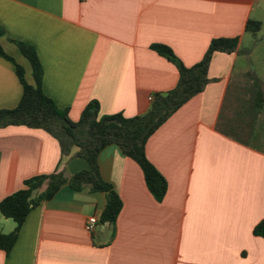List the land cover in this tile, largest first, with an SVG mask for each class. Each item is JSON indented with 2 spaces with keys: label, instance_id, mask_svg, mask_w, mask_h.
Returning a JSON list of instances; mask_svg holds the SVG:
<instances>
[{
  "label": "crops",
  "instance_id": "obj_1",
  "mask_svg": "<svg viewBox=\"0 0 264 264\" xmlns=\"http://www.w3.org/2000/svg\"><path fill=\"white\" fill-rule=\"evenodd\" d=\"M263 2L0 0L1 46L29 85H35L32 68L15 43L36 49L43 92L72 121L91 101L100 104L101 116L133 118L179 81L176 66L152 45L169 46L187 67L203 59L213 39L239 38L245 49L255 36L246 31L249 20L264 29ZM256 47L249 55L215 54L205 90L147 143L148 159L168 182L161 202L139 165L110 145L98 161L103 180L123 202L115 226L100 223L105 194L64 186L29 214L10 254L0 250V264H264V239L253 234L264 219V134L258 129L264 112L256 124L260 147L224 132L238 128L235 108L251 97L244 75L254 71L264 89V69L253 66ZM22 94L15 65L0 57V110L15 109ZM77 152L63 157L59 142L41 129L1 128L0 202L33 177L88 170L86 160L73 157ZM91 216L99 217L94 234L85 229ZM15 228L0 214L2 233Z\"/></svg>",
  "mask_w": 264,
  "mask_h": 264
},
{
  "label": "trees",
  "instance_id": "obj_2",
  "mask_svg": "<svg viewBox=\"0 0 264 264\" xmlns=\"http://www.w3.org/2000/svg\"><path fill=\"white\" fill-rule=\"evenodd\" d=\"M261 27L260 22L249 20L246 31L256 35ZM4 34L0 25V57L15 65L23 85V94L15 109L0 110V129L9 126L41 129L59 142L63 157L70 156L73 149L77 148L78 152L73 157L82 158L89 164L88 170L71 177H66V172L61 171L28 179L19 191L0 202L1 215L16 223V228L11 233L0 231V250L7 255L15 246L29 214L42 202L51 201L64 186H69L76 192L89 190L105 194L107 205L100 216V223L115 226L123 202L113 186L103 180L98 161L101 152L110 145L119 146L125 156L139 165L147 188L161 202L168 192V182L148 159L147 143L186 103L205 90L210 83L208 71L215 54L250 53V49H239V38L213 39L203 59L196 65L187 67L169 46L152 45V50L173 63L179 72L178 84L172 91L156 94L150 109L133 118H127L123 114L101 116L100 104L91 101L83 110L79 121L74 122L70 119L68 110L59 108L44 94V71L36 49L25 43H15L32 68L35 85H29L25 80L24 69L1 46ZM244 79L249 83V88L244 87L251 97L246 99L245 95V99L239 100L240 110L232 118L239 122L238 128H227L224 132L236 137L238 142L260 147L256 124L259 115L264 112V89L254 71L245 74ZM243 137L247 140H243ZM253 234L264 239V219L254 228Z\"/></svg>",
  "mask_w": 264,
  "mask_h": 264
},
{
  "label": "rangeland",
  "instance_id": "obj_3",
  "mask_svg": "<svg viewBox=\"0 0 264 264\" xmlns=\"http://www.w3.org/2000/svg\"><path fill=\"white\" fill-rule=\"evenodd\" d=\"M264 3V2H263ZM261 11V15L262 17L264 18V11L262 10H259ZM250 36V35H249ZM248 41H245L244 45H243V48L245 49H253L255 48V46H257V51H256V54H255V57L253 59V62H254V68L255 69H258V70H262L264 69V29L261 30L260 32H258L254 37L251 36V37H248ZM253 64V63H252ZM240 105V104H239ZM236 107H238V103L236 104ZM240 107L238 108H235V109H239ZM260 122L261 124H263V126L261 125L259 129V133H263L264 134V115H262L260 117ZM243 140H247L246 137H243L242 138ZM11 222H14L13 220H11ZM13 224V223H12ZM3 229L5 230V228L3 227ZM7 231V229H6Z\"/></svg>",
  "mask_w": 264,
  "mask_h": 264
},
{
  "label": "built area",
  "instance_id": "obj_4",
  "mask_svg": "<svg viewBox=\"0 0 264 264\" xmlns=\"http://www.w3.org/2000/svg\"><path fill=\"white\" fill-rule=\"evenodd\" d=\"M153 100V97L150 98ZM99 224V217L98 216H91L88 218L85 224V229L89 234H94Z\"/></svg>",
  "mask_w": 264,
  "mask_h": 264
},
{
  "label": "water",
  "instance_id": "obj_5",
  "mask_svg": "<svg viewBox=\"0 0 264 264\" xmlns=\"http://www.w3.org/2000/svg\"><path fill=\"white\" fill-rule=\"evenodd\" d=\"M66 177H69L68 175H66ZM1 214V213H0Z\"/></svg>",
  "mask_w": 264,
  "mask_h": 264
}]
</instances>
